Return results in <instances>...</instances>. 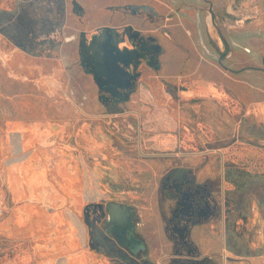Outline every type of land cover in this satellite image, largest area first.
I'll use <instances>...</instances> for the list:
<instances>
[{"label":"rangeland","instance_id":"374dc122","mask_svg":"<svg viewBox=\"0 0 264 264\" xmlns=\"http://www.w3.org/2000/svg\"><path fill=\"white\" fill-rule=\"evenodd\" d=\"M263 118L264 0H0V264H48L72 233L84 264H264L246 241L264 176L231 147ZM22 165L34 197L28 178V198L10 187ZM188 186H208L217 219L196 220ZM109 202L136 209L137 258L105 231ZM27 207L65 218L53 244L9 230Z\"/></svg>","mask_w":264,"mask_h":264},{"label":"flooded vegetation","instance_id":"af4514ba","mask_svg":"<svg viewBox=\"0 0 264 264\" xmlns=\"http://www.w3.org/2000/svg\"><path fill=\"white\" fill-rule=\"evenodd\" d=\"M103 37H104V34L99 39H102ZM105 40H106V49L108 50V54H109L110 50H114L115 47H113V43H114V41L116 42V40H114V39L112 40L108 34L106 35ZM92 43H88V44H92ZM118 48L124 49L123 47H120V46ZM85 53H86L85 57H87L92 63V60L94 61V59H93V55H92L91 51L88 50L86 52V50H85ZM128 55H131V51L127 52V56ZM127 59H129V57H127ZM98 65H100L101 69L103 70L104 64L98 62ZM102 73L103 72L101 71V74ZM23 126L24 125H20L17 128L20 129ZM35 134H37V131L35 132ZM233 142H234V144L231 147L232 148H238V150H240V151H238V153L235 156V158L237 159L236 164L237 165H243L245 168H247L246 171L250 175L257 174L258 176L260 175V177H263L264 176V158L262 156H259L257 151L258 150L264 151V144H261L259 142L253 144L249 141H244L239 136V134L234 136ZM242 151H245V152L242 153ZM28 171L30 173H33V170L28 169ZM184 199L190 200L191 203H194V205L196 206L198 211L202 212L201 217L199 216L196 218V220H198V221H201L202 219L203 220H205V219L206 220H208V219L209 220H215L220 215V208H219L218 204L216 203L215 198L213 197L212 192L208 188V186H202V187L188 186L186 188L185 193H184ZM110 203L120 204L123 206L130 207L132 209V213L134 214L132 216V223L136 227L135 228L136 238L142 240L145 243L143 238H141L137 233L138 215H137L136 209L130 205H127V204L121 203V202H109L108 204H110ZM107 205H106V209H107ZM252 210H253V214H254V212L259 211V208H253ZM258 213L262 216L261 223L256 222V225L253 227L252 231L246 237V241H247V245H248L250 253H252V254L255 253V255L253 254L252 256H254V258H263L264 259V215L260 211ZM106 220H107V218L105 219V224H104L105 231L114 241L117 242L118 246L121 248V251L123 250V251H125V253L131 254L133 256V258H137L138 256H140L141 254H143L144 252L147 251L148 248H147V245L145 243L146 249L144 251H140L137 255H134L125 245H123L119 242V240L115 237L116 233L111 232V230H109V227L106 225ZM184 220H185L184 221L185 224L188 223L187 222L188 217L187 218L185 217ZM196 220H193V222ZM186 228L187 227L184 225V227L182 229L185 230ZM130 230L131 229L129 227L128 231H130ZM119 235H120V233H119ZM185 238H186L185 239V241H186L187 237H185ZM185 245L188 246L187 242H185ZM257 251H259L260 253L257 254L256 253Z\"/></svg>","mask_w":264,"mask_h":264},{"label":"crops","instance_id":"0c3cea01","mask_svg":"<svg viewBox=\"0 0 264 264\" xmlns=\"http://www.w3.org/2000/svg\"><path fill=\"white\" fill-rule=\"evenodd\" d=\"M2 1L4 4L5 2H7V0H2ZM257 126L263 129L264 131V118L258 121ZM240 137L244 141H249L253 144L258 142L264 144V137H257V141H253V139L247 133H242V136ZM18 173L20 174L21 178L19 177ZM7 178L10 187L14 191L13 193L16 198H20V199L28 198L29 191L26 189L25 186V182L27 178L29 179L28 183L31 186V191H30L31 196L32 197L35 196V192L32 190V186H33L32 184H36L39 179V175L37 174L36 170L35 172L30 173L26 165H22L20 172H17L15 174H13V171L9 172V174H7ZM259 211L264 215V210L262 208H259ZM61 215L62 214H58L57 216L54 217L52 222L46 224L45 213L43 210H41L40 208L27 207L25 211H20L19 213L14 214V216L11 218L9 222V230L12 231L16 226H19L20 231L18 230L15 232H20L19 234L21 235V237H29L32 233L36 232L38 238H40V242L46 244L47 243L53 244L54 241L51 240L55 238V235L62 234V227L64 226L65 218L61 217ZM29 216L32 218L31 221L28 219ZM12 226L15 227L12 229ZM51 230L52 233H54V235L50 234ZM65 238H67L64 239L65 242L56 244L54 245V248L52 250L47 251L48 253L47 255L49 256L53 255L52 259L50 258L47 259V263L56 264L57 259L54 255L56 252H62L67 256V261L69 262V264H79V262L81 264H84L86 260L85 257L83 258L81 257L82 258L81 260V258H77V256H74L72 254L73 249L76 247L77 244L76 239H74L73 233L72 235L69 234ZM44 257H45L44 255L41 256L42 260H44Z\"/></svg>","mask_w":264,"mask_h":264},{"label":"water","instance_id":"95a60500","mask_svg":"<svg viewBox=\"0 0 264 264\" xmlns=\"http://www.w3.org/2000/svg\"><path fill=\"white\" fill-rule=\"evenodd\" d=\"M133 215L134 214L132 213V209L130 207L110 203L107 205L108 217L106 225L109 227L111 232L116 233L115 237L121 244L125 245L134 255H137L140 251H144L146 249V245L142 240L136 238V227L132 223ZM129 227L131 229L130 231H128Z\"/></svg>","mask_w":264,"mask_h":264}]
</instances>
